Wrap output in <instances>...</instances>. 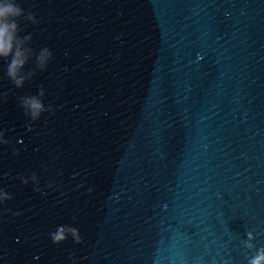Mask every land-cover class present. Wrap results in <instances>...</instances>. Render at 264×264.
Here are the masks:
<instances>
[{"label": "water", "instance_id": "water-1", "mask_svg": "<svg viewBox=\"0 0 264 264\" xmlns=\"http://www.w3.org/2000/svg\"><path fill=\"white\" fill-rule=\"evenodd\" d=\"M17 3L38 21H18L24 71L47 66L17 89L0 60V264H248V234L264 247V0ZM41 88L53 111L32 122L18 98Z\"/></svg>", "mask_w": 264, "mask_h": 264}, {"label": "clouds", "instance_id": "clouds-1", "mask_svg": "<svg viewBox=\"0 0 264 264\" xmlns=\"http://www.w3.org/2000/svg\"><path fill=\"white\" fill-rule=\"evenodd\" d=\"M24 20L32 24L38 23L35 16L31 11L25 13V10L20 7L17 0H0V60L7 62L6 76L10 82L17 88H22L25 82L30 80L36 69L43 71L45 65L44 56H36V69L31 71H24L25 65L33 56V49L29 48L22 50V45L26 41H31V35L21 37L19 35L20 26L18 21ZM43 51L49 56L52 53L44 48ZM6 96V94H5ZM43 96V88L40 89L38 95L20 96L19 104L24 111V115L29 117L32 122L40 119L43 112H52L51 105L45 108L41 97ZM32 125L29 124L28 128L31 130ZM3 132H0V144H7L8 141L2 139ZM92 191V190H90ZM4 193V197L0 198V204L12 199L11 195L0 189ZM14 216H19V212L12 213ZM64 229L60 226L56 231L51 232L50 239L55 244H60L66 240L63 235ZM254 239L252 233L248 234V240L245 241V247L249 250H254V254L250 255L248 264H264V247L256 249L255 245L251 242ZM76 243H81V237H77Z\"/></svg>", "mask_w": 264, "mask_h": 264}]
</instances>
